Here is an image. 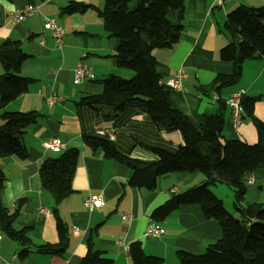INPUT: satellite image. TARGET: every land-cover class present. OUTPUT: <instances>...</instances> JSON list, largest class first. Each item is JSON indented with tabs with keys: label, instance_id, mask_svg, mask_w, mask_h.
<instances>
[{
	"label": "crops",
	"instance_id": "crops-1",
	"mask_svg": "<svg viewBox=\"0 0 264 264\" xmlns=\"http://www.w3.org/2000/svg\"><path fill=\"white\" fill-rule=\"evenodd\" d=\"M73 2L99 10L103 7V0H0V45L8 40L19 44L28 56L21 63L20 76L32 80L28 91L2 111H35L40 115L20 138L27 149L26 160L0 159V169L5 177L0 203L12 210L17 200L22 199L14 228L25 230L34 246L55 244L58 240L53 201L38 182L40 163L52 153L45 149L44 143L49 138H56L63 150L79 151L71 180L72 193L59 203L56 213L67 228L65 252L62 256L30 252L22 264H79L87 252L93 229L96 234L93 240L90 236L92 250L101 253L112 264H132L127 252L134 242L140 244L146 256L159 258V264H179L178 251L202 254L208 245L221 238L222 232L216 220L204 218L198 205L179 206L156 222L150 216L173 195L201 185L206 179L203 170L159 177L152 190L134 188L128 183L129 167L83 144V135L93 134L97 127L109 126L115 132L112 143L121 156L155 161L157 156L151 148L179 146L183 141L169 121L150 123L139 102L127 103L110 121L102 118L112 115L110 108L100 106L97 112L75 105L82 97L99 94L100 81L106 76L129 79L133 72L117 67L114 53L118 42L107 35L92 7L81 14L62 13V9ZM183 4V29L179 40L170 48L152 52L155 71L168 91L171 103L193 125H200L204 115L214 114L221 108L220 101L224 111V139L255 144L257 133L252 117L264 125V59L245 61L239 82L231 87L208 93V96H204L200 88L208 86L216 75H227L232 71V62L219 58V51L232 40L224 30L227 14L240 6H264V0H225L222 4L216 0H183ZM26 5L37 6L38 11L19 22L13 21L10 12ZM42 16L55 19L62 28L64 34L60 44L43 29ZM79 64L87 66L93 80L73 83V71ZM179 69L187 70L181 87L168 88L167 81ZM239 90L245 92L243 98L256 101L251 112L244 111L242 123L235 126L225 100ZM243 182L245 203L263 204L264 170L253 171ZM209 189L222 200L231 216L238 217L232 207V188L215 183ZM87 196H102L103 205L88 212L82 204ZM222 196L228 201L224 203ZM149 223L161 228L163 233L156 238H143ZM20 249L0 234V264H20L17 260Z\"/></svg>",
	"mask_w": 264,
	"mask_h": 264
},
{
	"label": "trees",
	"instance_id": "trees-1",
	"mask_svg": "<svg viewBox=\"0 0 264 264\" xmlns=\"http://www.w3.org/2000/svg\"><path fill=\"white\" fill-rule=\"evenodd\" d=\"M90 7L73 2L64 7L62 13L81 14ZM92 8L107 35L118 42L114 53L117 67L130 70L133 75L129 79L106 76L100 81L99 94L82 97L75 105L97 112L100 106L110 108L112 115L102 116L104 121H110L112 116L124 110L127 103L139 102L150 123L169 121L172 129L180 133L183 145L153 147L151 151L157 159L140 161L121 156L112 142L94 133L83 135V144L129 167L131 175L128 183L134 188L152 190L159 177L203 170L206 179L201 185L173 195L154 209L150 216L156 222L163 220L179 206L198 205L205 219L218 222L221 238L208 245L202 254L178 251L176 257L179 264H264V203H245L243 185V180L253 171L264 170V125L252 117L257 133L255 144L224 139V111L220 101L221 108L216 113L204 115L202 124L193 125L173 106L168 91L155 71L152 52L170 48L180 38L184 19L183 0H103L101 10ZM224 30L232 36V40L219 51V58L232 62V71L227 75H216L208 86L200 88L204 96L237 84L245 61L264 59V6L235 8L227 14ZM27 57L15 41L8 40L0 45V159L14 157L26 160L27 149L20 138L40 117L35 111H2L7 104L28 91L32 80L21 77L19 73L21 63ZM255 101L253 98H242L243 110L251 112ZM78 153L73 148L51 153L39 166V185L53 201L52 213L58 239L55 244L34 246L25 230L14 228L22 199L17 200L12 210L0 203V234L20 246L17 253L20 264L30 252L46 256H62L65 252L67 228L56 213L59 203L72 193L71 180ZM4 183L5 177L0 169V191ZM215 183L232 188V207L238 218L231 216L223 202L209 189ZM95 234L96 229L91 230L89 235L92 240ZM90 236L87 252L79 264H112L101 253L92 250ZM127 255L132 264H159L161 261L146 256L138 242L129 245Z\"/></svg>",
	"mask_w": 264,
	"mask_h": 264
},
{
	"label": "built area",
	"instance_id": "built-area-1",
	"mask_svg": "<svg viewBox=\"0 0 264 264\" xmlns=\"http://www.w3.org/2000/svg\"><path fill=\"white\" fill-rule=\"evenodd\" d=\"M218 4H222L225 0H216ZM38 11L37 6L26 5L20 9L12 10L10 12V18L15 21L19 22L25 18L32 16L35 12ZM43 21V29L50 33L52 39L57 43L60 44L63 38V30L62 28L56 23L55 19L46 18L42 16ZM187 70L186 69H179L176 71L174 76L167 81L166 85L168 88L178 89L181 87V83L183 79L186 77ZM94 77L91 74L90 70L84 64H79L74 68L73 71V83L79 84L84 80H93ZM245 92L243 90H239L235 93H232L226 100V106L229 109V113L233 124L235 126H239L243 121L244 110L241 105V100ZM96 136L105 138L106 140L112 142L115 139V132L114 130L109 127H102L96 128L94 131ZM44 147L47 151L52 153H58L63 150V145L56 139V138H49L44 143ZM84 208L90 212L91 210L98 208L103 205V198L102 196H87L83 199L82 202ZM163 233V230L153 223H149L145 228L142 237L143 238H156Z\"/></svg>",
	"mask_w": 264,
	"mask_h": 264
},
{
	"label": "rangeland",
	"instance_id": "rangeland-1",
	"mask_svg": "<svg viewBox=\"0 0 264 264\" xmlns=\"http://www.w3.org/2000/svg\"><path fill=\"white\" fill-rule=\"evenodd\" d=\"M129 72V71H128ZM122 79H124V78H122ZM128 79V78H127ZM229 192V195H230V197H231V191L229 190L228 191ZM215 193V192H214ZM223 198V201H224V203H225V201L227 202L228 200H226V198H224V196H222ZM220 198V197H219ZM222 201V200H221ZM231 203V200H229V204ZM228 207V209H231L229 206H227ZM238 218V217H237Z\"/></svg>",
	"mask_w": 264,
	"mask_h": 264
}]
</instances>
